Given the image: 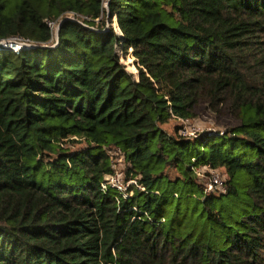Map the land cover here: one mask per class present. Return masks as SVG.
I'll return each mask as SVG.
<instances>
[{
	"label": "trees",
	"instance_id": "obj_1",
	"mask_svg": "<svg viewBox=\"0 0 264 264\" xmlns=\"http://www.w3.org/2000/svg\"><path fill=\"white\" fill-rule=\"evenodd\" d=\"M104 1L0 0V264H264V0ZM200 102L239 125L163 128Z\"/></svg>",
	"mask_w": 264,
	"mask_h": 264
},
{
	"label": "rangeland",
	"instance_id": "obj_2",
	"mask_svg": "<svg viewBox=\"0 0 264 264\" xmlns=\"http://www.w3.org/2000/svg\"><path fill=\"white\" fill-rule=\"evenodd\" d=\"M113 24L115 27L117 26L116 18L113 19ZM58 26L59 25L57 24V26L52 29L53 37H55V31L56 29H58ZM52 43L54 44V42ZM121 62L126 66V70H128L130 73H133L137 79L138 69L133 63L131 50H129L126 56H121ZM221 105L215 107L214 109H210L208 108L207 103L200 102L195 106L193 117L188 119H170L166 124L163 125V128L169 134L180 135L183 137H195L196 135L201 133L226 131L227 129H229V127L239 125L240 120L235 113L230 112V107L228 105ZM80 145L82 144H76L74 148ZM111 155L113 156L116 171L119 172L122 179L125 180V165L122 161L121 154L118 153V150L112 149ZM197 171L200 180L204 183L207 184L211 180V170L199 167ZM214 172L219 179H221L222 181L225 180L226 175L223 169H217L214 170ZM221 188L222 185L220 188H217V190Z\"/></svg>",
	"mask_w": 264,
	"mask_h": 264
},
{
	"label": "built area",
	"instance_id": "obj_3",
	"mask_svg": "<svg viewBox=\"0 0 264 264\" xmlns=\"http://www.w3.org/2000/svg\"><path fill=\"white\" fill-rule=\"evenodd\" d=\"M106 4H107L106 1H104V5H106ZM72 17H73V15L69 16V18H72ZM48 25L52 30L55 26H57V23L48 21ZM57 31H58V29H56L55 37H53V39L55 40V43L57 40ZM36 45L37 44L31 43L29 40L23 39L19 36L11 37L7 40H0V49L1 48H9V49H11L17 53L19 51H21L22 49L35 47ZM122 161H123V158H122ZM112 166L115 170H114V172H112L110 174H106L104 176L102 184H101L102 189L106 190L107 187L110 186V187L115 188L117 191H119L123 195H125L126 190H127L128 186H130V185L136 186L138 189H142V187H140V185H138L136 180L130 179V180L126 181V180L122 179L121 174L116 171L115 163L113 161V156H112ZM211 174H212L211 180L206 184V191H209V190H212L215 188H220L222 185V182H223L221 179H219L217 177L214 170H211Z\"/></svg>",
	"mask_w": 264,
	"mask_h": 264
},
{
	"label": "water",
	"instance_id": "obj_4",
	"mask_svg": "<svg viewBox=\"0 0 264 264\" xmlns=\"http://www.w3.org/2000/svg\"><path fill=\"white\" fill-rule=\"evenodd\" d=\"M58 29H59V26H58Z\"/></svg>",
	"mask_w": 264,
	"mask_h": 264
}]
</instances>
